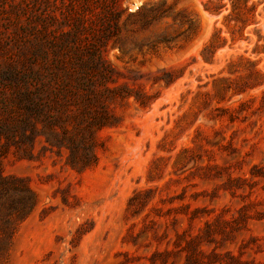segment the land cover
<instances>
[{"label":"rangeland","instance_id":"obj_1","mask_svg":"<svg viewBox=\"0 0 264 264\" xmlns=\"http://www.w3.org/2000/svg\"><path fill=\"white\" fill-rule=\"evenodd\" d=\"M259 36L264 0H0V264H264Z\"/></svg>","mask_w":264,"mask_h":264},{"label":"trees","instance_id":"obj_2","mask_svg":"<svg viewBox=\"0 0 264 264\" xmlns=\"http://www.w3.org/2000/svg\"><path fill=\"white\" fill-rule=\"evenodd\" d=\"M243 12H244L245 16L241 17L242 20L245 19L246 21H248L247 24H249V23L254 21V19H253V16H254V13H255V9L254 8L252 9V8H249V7L245 6L243 8ZM248 17H250V18H248ZM258 39L259 40H264V36H259ZM94 161L95 160H93V162ZM5 180L6 179H4L3 176L0 177V182H4Z\"/></svg>","mask_w":264,"mask_h":264},{"label":"bare ground","instance_id":"obj_3","mask_svg":"<svg viewBox=\"0 0 264 264\" xmlns=\"http://www.w3.org/2000/svg\"><path fill=\"white\" fill-rule=\"evenodd\" d=\"M135 6H137V3L135 4Z\"/></svg>","mask_w":264,"mask_h":264}]
</instances>
